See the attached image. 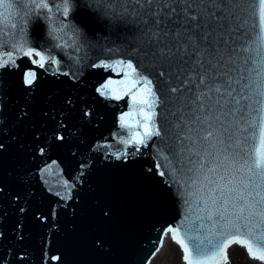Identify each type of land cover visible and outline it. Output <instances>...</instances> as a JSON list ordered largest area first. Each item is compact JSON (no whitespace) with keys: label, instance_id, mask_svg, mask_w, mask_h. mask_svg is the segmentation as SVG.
<instances>
[{"label":"snow or ice","instance_id":"obj_1","mask_svg":"<svg viewBox=\"0 0 264 264\" xmlns=\"http://www.w3.org/2000/svg\"><path fill=\"white\" fill-rule=\"evenodd\" d=\"M67 48L72 63L57 54ZM92 72L102 76L89 88ZM45 79L69 91L46 95L40 116L50 127L34 133L29 149L41 163L17 177L27 191L9 188L12 173L0 175V242L9 207L27 213L32 185L47 186L57 169L64 178L45 188L52 205L33 215L48 229L41 264H66L56 247L59 215L79 217L97 164L126 167L150 156L141 175L185 205L161 233L171 234L185 264H229L233 245L264 264V0H0V161L17 140L9 124L33 119ZM17 91L24 103L13 110ZM122 101L126 111L116 108ZM102 109L112 112L107 132ZM56 150L72 158L71 171L52 157ZM100 216L111 221L112 209L100 207ZM23 228L13 225L20 242ZM92 244L111 255L99 236ZM162 246L163 239L152 255ZM11 257L10 248L0 251V264H13ZM26 259V251L16 253V261Z\"/></svg>","mask_w":264,"mask_h":264},{"label":"water","instance_id":"obj_2","mask_svg":"<svg viewBox=\"0 0 264 264\" xmlns=\"http://www.w3.org/2000/svg\"><path fill=\"white\" fill-rule=\"evenodd\" d=\"M93 28L95 25H92ZM31 35V33H30ZM33 39H39L41 44L46 45V37L42 32L32 35ZM57 54L67 63H72L69 56L74 54L72 48L61 49ZM84 55L83 52L80 53ZM102 74L92 72L89 76L92 84L98 83ZM57 89L61 94L69 91L67 85H54L49 80H42L41 88L36 93L35 103L32 105L33 119L23 122L12 121L9 124L10 134H15L17 140L10 142L11 147L8 153L0 161V175L5 172L12 173L5 177V180L12 190L27 191V188L20 189L17 185V177L25 174L27 170L34 169L40 165V158L35 161L30 159L29 149L33 145L34 133L43 134L44 128L50 124L40 116V110L44 108L46 95ZM14 110L16 104H23L24 100L19 91L12 95ZM119 111H126L127 104L122 101L116 105ZM105 111L108 120L106 126L100 131L107 132L113 127L112 112ZM75 123V118L73 117ZM99 135V132H89V138ZM41 138H43L41 136ZM53 158L62 161V167L71 171L74 161L66 151L56 150L51 153ZM153 163L151 157L140 160L135 165L126 167L106 166L103 163L97 164V173L92 178V190H84L81 194V212L77 219H73L69 213L61 212L59 220L63 232L56 240V247L63 254L66 264H147L152 261L153 253L157 243L165 237L161 236L168 226L176 225L182 218L185 205L177 198L172 190L159 184L155 179L148 180L141 175V164ZM179 173L177 178H182ZM48 185L45 186L37 180L32 185L31 202L28 205L29 211L25 214H18L13 207H9V217L4 224L7 237L0 242L2 248L12 250L13 264H41V242L48 233L47 226L38 222L34 218L36 212H46L52 205L54 197L49 195L46 187H53L55 190L59 182L64 178L59 174V170L53 169L45 177ZM99 202V206H98ZM19 205H17L18 207ZM110 207L112 209L111 221L105 222L100 216V207ZM195 212L192 213L195 218ZM24 225L25 238L23 242L16 239L13 225L17 222ZM73 224L77 225V230L73 232ZM97 236L102 238L110 246L111 255H105L95 249L92 241ZM234 246V245H233ZM232 246V247H233ZM27 252L26 261H16V253ZM155 253L154 256H157Z\"/></svg>","mask_w":264,"mask_h":264},{"label":"bare ground","instance_id":"obj_3","mask_svg":"<svg viewBox=\"0 0 264 264\" xmlns=\"http://www.w3.org/2000/svg\"><path fill=\"white\" fill-rule=\"evenodd\" d=\"M172 244H176V243L172 240L171 234H169L168 236L165 237V240H163V246L160 248L159 252L157 253V256H153L152 261L159 258V257L161 258V257L171 256L169 249L172 246ZM242 251L245 252V250L243 248H241L237 245L230 247L228 250L229 263L237 262L239 257H241V255H242ZM181 254H183V252ZM152 261H151V263H152ZM248 262H250L251 264H259L258 261H252L250 259Z\"/></svg>","mask_w":264,"mask_h":264},{"label":"rangeland","instance_id":"obj_4","mask_svg":"<svg viewBox=\"0 0 264 264\" xmlns=\"http://www.w3.org/2000/svg\"><path fill=\"white\" fill-rule=\"evenodd\" d=\"M171 256L168 257H159L152 261L151 264H185L183 261V254L180 247L177 244H172L170 247ZM169 253V254H170ZM248 256L245 252L242 251L241 257L237 260V262L229 263V264H251Z\"/></svg>","mask_w":264,"mask_h":264}]
</instances>
